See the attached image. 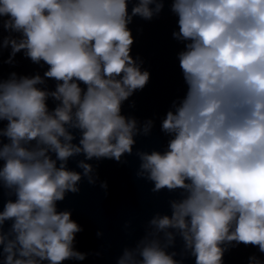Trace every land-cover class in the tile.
Wrapping results in <instances>:
<instances>
[{
  "label": "clouds",
  "instance_id": "1",
  "mask_svg": "<svg viewBox=\"0 0 264 264\" xmlns=\"http://www.w3.org/2000/svg\"><path fill=\"white\" fill-rule=\"evenodd\" d=\"M163 6V0H0V23L19 34L0 44L11 48L6 63L23 51L48 66L43 76L13 72L0 80V122H7L0 127V187L15 196L0 211V264L85 259L74 248L82 228L57 202L78 192L82 178L95 183L85 160L119 162L132 153L134 137L150 131L151 120L141 129L122 114L123 102L150 79L130 54L128 25L136 16L151 20ZM171 11L179 27L172 35L185 42L178 60L187 93L162 120L171 136L167 149L138 152L137 175L155 192L182 190V198L171 200V215L148 222L117 264H181L168 251L177 236L195 264H223L233 242L264 253V0H172ZM47 79L56 81L54 91L39 87ZM79 155L83 171L70 170L69 159Z\"/></svg>",
  "mask_w": 264,
  "mask_h": 264
}]
</instances>
